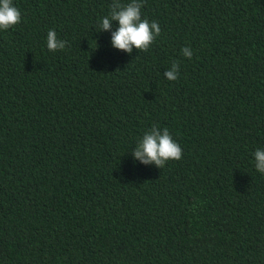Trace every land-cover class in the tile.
<instances>
[{"label":"trees","instance_id":"1","mask_svg":"<svg viewBox=\"0 0 264 264\" xmlns=\"http://www.w3.org/2000/svg\"><path fill=\"white\" fill-rule=\"evenodd\" d=\"M118 2L13 0L0 264H264V0H143L161 34L131 53L118 22L97 32ZM53 29L65 49L48 50ZM153 124L182 150L163 168L133 156Z\"/></svg>","mask_w":264,"mask_h":264},{"label":"clouds","instance_id":"2","mask_svg":"<svg viewBox=\"0 0 264 264\" xmlns=\"http://www.w3.org/2000/svg\"><path fill=\"white\" fill-rule=\"evenodd\" d=\"M143 0H131L130 3L111 4L109 14L99 21L97 32L110 31L112 22H118V27L111 35L112 46L131 53L135 47L140 51L147 52L156 38L161 34V28L156 21L149 22L142 19L141 9ZM21 22V13L13 5V0H0V30L14 28ZM66 40L57 38L56 31L49 30L47 33V48L49 51L56 52L65 49ZM183 55L189 59L192 51L188 47L181 49ZM179 62L172 63V70L165 73L168 80L178 79L177 68ZM157 124L152 125L151 131H146L142 138L138 140L136 150L133 153L135 159L144 164L155 163L163 168L165 163L170 160H180L182 150L173 140L167 127L163 128V134L156 130ZM256 170L264 174V150L257 149L254 153Z\"/></svg>","mask_w":264,"mask_h":264}]
</instances>
